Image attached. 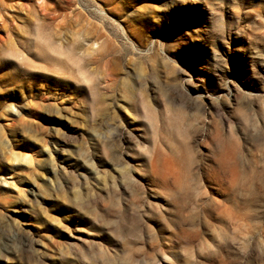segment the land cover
<instances>
[{"label": "rangeland", "instance_id": "1", "mask_svg": "<svg viewBox=\"0 0 264 264\" xmlns=\"http://www.w3.org/2000/svg\"><path fill=\"white\" fill-rule=\"evenodd\" d=\"M0 264H264V0H0Z\"/></svg>", "mask_w": 264, "mask_h": 264}]
</instances>
